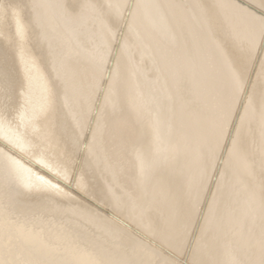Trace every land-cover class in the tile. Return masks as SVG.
Returning a JSON list of instances; mask_svg holds the SVG:
<instances>
[{
	"label": "bare ground",
	"instance_id": "6f19581e",
	"mask_svg": "<svg viewBox=\"0 0 264 264\" xmlns=\"http://www.w3.org/2000/svg\"><path fill=\"white\" fill-rule=\"evenodd\" d=\"M0 264H264V0H0Z\"/></svg>",
	"mask_w": 264,
	"mask_h": 264
},
{
	"label": "rangeland",
	"instance_id": "374dc122",
	"mask_svg": "<svg viewBox=\"0 0 264 264\" xmlns=\"http://www.w3.org/2000/svg\"><path fill=\"white\" fill-rule=\"evenodd\" d=\"M97 93H95V98H94V106H97L96 104H99L101 101V93H102V87L98 89Z\"/></svg>",
	"mask_w": 264,
	"mask_h": 264
}]
</instances>
